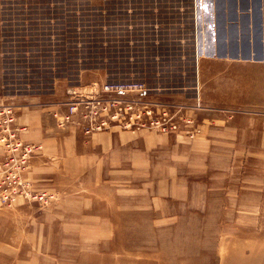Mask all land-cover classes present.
Wrapping results in <instances>:
<instances>
[{
    "label": "rangeland",
    "instance_id": "rangeland-1",
    "mask_svg": "<svg viewBox=\"0 0 264 264\" xmlns=\"http://www.w3.org/2000/svg\"><path fill=\"white\" fill-rule=\"evenodd\" d=\"M263 16L264 0H0V105L56 76L142 79L175 126H71L80 146L47 165L27 142L28 188L0 193L44 195L0 201V264H264Z\"/></svg>",
    "mask_w": 264,
    "mask_h": 264
},
{
    "label": "built area",
    "instance_id": "built-area-1",
    "mask_svg": "<svg viewBox=\"0 0 264 264\" xmlns=\"http://www.w3.org/2000/svg\"><path fill=\"white\" fill-rule=\"evenodd\" d=\"M200 0H193L198 7ZM203 32H201L202 34ZM194 47L197 53L205 50V41L199 34L195 35ZM204 37V36H203ZM152 89L142 79H107L92 81L84 85L71 86L67 90V100L63 102L65 111L56 112L59 126H75L84 134L110 130L118 127L123 130H138L161 125L162 130L174 128L169 122L171 116L159 120L156 114L168 115L167 104L159 102ZM169 124V125H167ZM24 126L16 124V112L11 106L0 105V143L6 150L5 160L0 164V181H10L14 190L17 187L28 188L19 182L18 162H25L34 146L23 140L21 133ZM1 192L0 201L15 202L19 196L28 199H42L43 193Z\"/></svg>",
    "mask_w": 264,
    "mask_h": 264
},
{
    "label": "crops",
    "instance_id": "crops-1",
    "mask_svg": "<svg viewBox=\"0 0 264 264\" xmlns=\"http://www.w3.org/2000/svg\"><path fill=\"white\" fill-rule=\"evenodd\" d=\"M225 25L226 23H223V29ZM69 86L75 85L68 84L64 76H56L51 78L46 87L33 88L37 90L12 96L16 109V124L25 128L21 133L23 140L40 146L36 156L31 160L33 164L46 162L47 165L54 161L63 163L66 152L67 158H71L69 154L80 146V142L77 141L80 138L79 131L72 130L71 126L59 127L53 116L54 111L65 109L63 102L67 98Z\"/></svg>",
    "mask_w": 264,
    "mask_h": 264
},
{
    "label": "bare ground",
    "instance_id": "bare-ground-1",
    "mask_svg": "<svg viewBox=\"0 0 264 264\" xmlns=\"http://www.w3.org/2000/svg\"><path fill=\"white\" fill-rule=\"evenodd\" d=\"M66 100H67V98H66ZM64 111H65V110H63V111H62V110H60V111L58 110L57 112H62V113H63ZM66 126H67V125H66ZM69 126H72V125H69Z\"/></svg>",
    "mask_w": 264,
    "mask_h": 264
}]
</instances>
